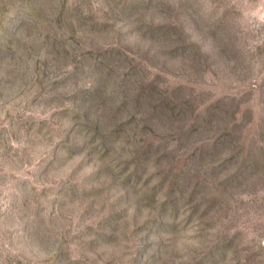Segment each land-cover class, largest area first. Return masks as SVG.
I'll return each instance as SVG.
<instances>
[{
  "label": "rangeland",
  "instance_id": "374dc122",
  "mask_svg": "<svg viewBox=\"0 0 264 264\" xmlns=\"http://www.w3.org/2000/svg\"><path fill=\"white\" fill-rule=\"evenodd\" d=\"M0 264H264V0H0Z\"/></svg>",
  "mask_w": 264,
  "mask_h": 264
}]
</instances>
